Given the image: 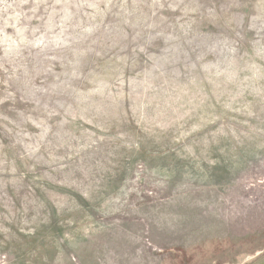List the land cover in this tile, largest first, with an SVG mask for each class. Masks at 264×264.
Listing matches in <instances>:
<instances>
[{
	"label": "rangeland",
	"instance_id": "rangeland-1",
	"mask_svg": "<svg viewBox=\"0 0 264 264\" xmlns=\"http://www.w3.org/2000/svg\"><path fill=\"white\" fill-rule=\"evenodd\" d=\"M0 264H264V0H0Z\"/></svg>",
	"mask_w": 264,
	"mask_h": 264
}]
</instances>
